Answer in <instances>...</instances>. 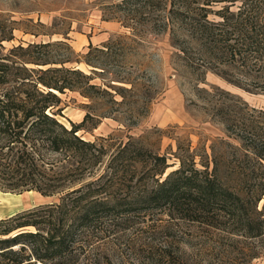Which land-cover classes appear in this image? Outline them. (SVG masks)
Segmentation results:
<instances>
[{
    "label": "trees",
    "instance_id": "trees-1",
    "mask_svg": "<svg viewBox=\"0 0 264 264\" xmlns=\"http://www.w3.org/2000/svg\"><path fill=\"white\" fill-rule=\"evenodd\" d=\"M116 6L130 9L127 20L151 35L167 33L190 67L199 60L198 67L236 86L248 78L264 94V0H121ZM5 28L0 24V41L12 39L14 27ZM116 43H89L83 54L61 41L0 46V189L58 194L57 202L0 218V264H203L211 242L224 245L223 234L255 240L250 259L262 256L264 111L223 105L219 113L239 148L213 155L212 170L208 161L198 168L192 157L182 160L163 179L165 158L135 143L96 175L98 145L76 134L92 116L69 128L58 120L65 92L90 102L106 93L93 75L69 65L104 69L120 55ZM132 159L143 164L139 176ZM182 225L205 238L194 242L192 256L181 249Z\"/></svg>",
    "mask_w": 264,
    "mask_h": 264
},
{
    "label": "rangeland",
    "instance_id": "rangeland-1",
    "mask_svg": "<svg viewBox=\"0 0 264 264\" xmlns=\"http://www.w3.org/2000/svg\"><path fill=\"white\" fill-rule=\"evenodd\" d=\"M120 1L0 0V24L6 25L5 29L14 27L12 39L0 41V46L6 51L19 43L61 41L74 54H83L89 43L101 48L117 42L115 51L120 55L115 61L109 59L104 69L83 63L69 65L93 75V82L106 93L101 92L98 100L91 102L76 92L60 96L57 118L67 128L72 123L80 124L87 113L92 116L81 123L83 128L76 134L98 145L101 158L94 170L96 175L107 170L111 157L128 143L165 158L166 168L160 179L191 157L198 168H202L201 160L208 161L212 170L213 155L234 151L240 145L234 134L227 133L220 108L229 103L232 110L241 109V113L249 108L264 111V94L248 85V78L245 86H236L212 70L198 67L199 60H195L193 69L176 55L167 33L154 36L146 27L127 20L130 9L117 7ZM135 26L140 32L131 31ZM31 31L40 34L35 37ZM132 162L139 176L143 164L135 159ZM57 198L58 194L42 196L34 190L0 189V218L57 202ZM262 205L264 197L259 208ZM182 227L186 236L181 249L192 256L196 253L194 242L205 238L199 237L200 230L197 236L196 229ZM160 232L167 238L163 230ZM225 237L223 234L224 245L211 242L208 248L210 242L206 243L208 253L203 264H264V254L250 259L258 242Z\"/></svg>",
    "mask_w": 264,
    "mask_h": 264
}]
</instances>
